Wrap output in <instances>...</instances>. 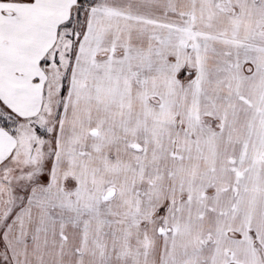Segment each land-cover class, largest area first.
I'll use <instances>...</instances> for the list:
<instances>
[{"label": "snow or ice", "instance_id": "6c2138e0", "mask_svg": "<svg viewBox=\"0 0 264 264\" xmlns=\"http://www.w3.org/2000/svg\"><path fill=\"white\" fill-rule=\"evenodd\" d=\"M0 264H264V0H0Z\"/></svg>", "mask_w": 264, "mask_h": 264}]
</instances>
